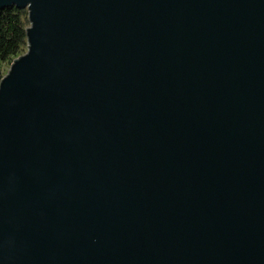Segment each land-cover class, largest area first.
<instances>
[{"label": "water", "instance_id": "1", "mask_svg": "<svg viewBox=\"0 0 264 264\" xmlns=\"http://www.w3.org/2000/svg\"><path fill=\"white\" fill-rule=\"evenodd\" d=\"M0 264H264V0H0Z\"/></svg>", "mask_w": 264, "mask_h": 264}, {"label": "trees", "instance_id": "2", "mask_svg": "<svg viewBox=\"0 0 264 264\" xmlns=\"http://www.w3.org/2000/svg\"><path fill=\"white\" fill-rule=\"evenodd\" d=\"M28 18L26 10L15 7L0 12V81L5 76V67L27 52Z\"/></svg>", "mask_w": 264, "mask_h": 264}, {"label": "rangeland", "instance_id": "3", "mask_svg": "<svg viewBox=\"0 0 264 264\" xmlns=\"http://www.w3.org/2000/svg\"><path fill=\"white\" fill-rule=\"evenodd\" d=\"M10 67H11V65H10V66L7 65V66L5 67V75L9 72Z\"/></svg>", "mask_w": 264, "mask_h": 264}]
</instances>
